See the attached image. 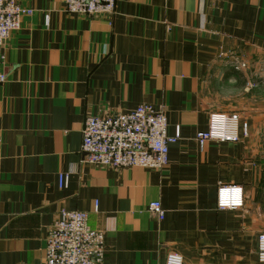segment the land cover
I'll return each mask as SVG.
<instances>
[{
  "label": "crops",
  "instance_id": "0c3cea01",
  "mask_svg": "<svg viewBox=\"0 0 264 264\" xmlns=\"http://www.w3.org/2000/svg\"><path fill=\"white\" fill-rule=\"evenodd\" d=\"M18 2L34 11L3 49L0 264H41L62 210L105 232L104 264H264V0H117L111 18ZM141 104L165 110L169 135L180 126L168 165L82 163L86 117ZM214 113L239 115L240 140L200 149ZM221 185L242 186L244 206L218 208Z\"/></svg>",
  "mask_w": 264,
  "mask_h": 264
},
{
  "label": "built area",
  "instance_id": "2783aa9c",
  "mask_svg": "<svg viewBox=\"0 0 264 264\" xmlns=\"http://www.w3.org/2000/svg\"><path fill=\"white\" fill-rule=\"evenodd\" d=\"M117 0H64L66 11L84 16L112 17ZM33 9L18 0H0V84L8 79L5 68L4 45L12 32L21 28L22 18ZM244 62L235 65L245 67ZM239 115L214 113L209 129L196 135L200 149L210 140L237 142ZM168 117L164 109L141 104L123 113L89 115L82 129V163L109 168L142 167L164 169L169 163L170 144L181 137L180 126L168 134ZM68 183L67 174L59 175L60 187ZM244 189L240 185H221L218 188V208L236 209L244 206ZM97 205H95V209ZM149 212L163 220L166 211L161 201L149 204ZM88 213L82 210H62L48 228L44 260L41 264H104L106 256L105 232L89 225ZM258 260L264 263V232L258 236ZM165 264H184V257L170 252Z\"/></svg>",
  "mask_w": 264,
  "mask_h": 264
}]
</instances>
